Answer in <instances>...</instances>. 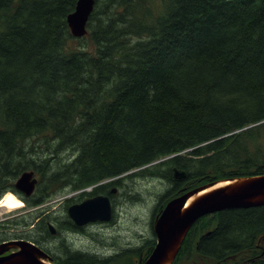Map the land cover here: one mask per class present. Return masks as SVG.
Returning a JSON list of instances; mask_svg holds the SVG:
<instances>
[{
    "label": "trees",
    "instance_id": "16d2710c",
    "mask_svg": "<svg viewBox=\"0 0 264 264\" xmlns=\"http://www.w3.org/2000/svg\"><path fill=\"white\" fill-rule=\"evenodd\" d=\"M95 2L88 33L77 38L66 20L76 0H0V197L28 170L37 177L31 206L119 177L93 189L108 191L125 173L178 153L126 176L170 183L157 207L184 184L263 175L264 0ZM67 149L76 152L60 173ZM172 167L187 177L179 181ZM37 234H49L46 224ZM261 236L264 206L208 214L173 264H230L242 254L264 264L255 258ZM66 253L54 262L139 258Z\"/></svg>",
    "mask_w": 264,
    "mask_h": 264
},
{
    "label": "water",
    "instance_id": "95a60500",
    "mask_svg": "<svg viewBox=\"0 0 264 264\" xmlns=\"http://www.w3.org/2000/svg\"><path fill=\"white\" fill-rule=\"evenodd\" d=\"M94 3V0H77L73 12L67 17L72 36L79 38L86 34V24L94 10ZM174 177L182 179L185 172L174 169ZM36 183L35 173L32 170L24 171L14 187L25 195H31ZM261 206H264V174L230 178L182 190L155 218L153 230L156 243L141 264H172L185 235L202 216L228 209ZM68 216L76 225H85L95 220L107 222L112 217L111 202L106 196H94L71 205ZM49 230L54 233L55 227L49 226ZM209 261L204 264H212ZM0 264L54 263L51 256L36 244L17 240L0 243Z\"/></svg>",
    "mask_w": 264,
    "mask_h": 264
},
{
    "label": "rangeland",
    "instance_id": "374dc122",
    "mask_svg": "<svg viewBox=\"0 0 264 264\" xmlns=\"http://www.w3.org/2000/svg\"><path fill=\"white\" fill-rule=\"evenodd\" d=\"M75 152L73 149L66 150L63 156L64 163L66 164L62 167L60 173L66 172V167L70 165L73 160V153ZM52 171L50 170V173ZM141 171L133 169L129 174H135ZM157 178L159 177L145 173L131 179L125 177L121 184L117 185L118 190H115L111 198L113 202L114 222L107 226L100 224L91 227L92 237L90 238L83 235L73 236L65 234V232L63 233L64 230L61 227L68 221L65 218L66 209L68 205L75 203L79 198V191H73L70 188L60 190L50 200L35 207L22 201L23 205L19 208L10 211L0 210V219H4L5 221L7 219H13V223L16 221L19 225L20 236L30 238L32 236L31 228L37 230L43 224L47 226L48 223H51V226H56L55 228L58 229V233L55 236L49 235L44 238H47L53 243L55 242V245L58 242V254L63 243L71 249V253L80 252L90 257L93 256L100 259L108 258L125 249L135 248L144 239L149 241L154 238L150 230L152 209L157 205L159 196L171 188L170 183L162 178ZM101 181L88 186L92 194H107L106 191H93L94 188L99 187L96 184ZM65 196H67L66 199ZM3 228L6 230L7 227L4 225ZM63 237L65 238L61 241L60 239ZM129 252L126 255H129ZM206 262L208 263L210 261L200 259L198 262L193 263L191 260H188L183 264H204Z\"/></svg>",
    "mask_w": 264,
    "mask_h": 264
},
{
    "label": "flooded vegetation",
    "instance_id": "af4514ba",
    "mask_svg": "<svg viewBox=\"0 0 264 264\" xmlns=\"http://www.w3.org/2000/svg\"><path fill=\"white\" fill-rule=\"evenodd\" d=\"M111 188V187H110ZM109 188V189H110ZM79 191V198L75 203H80L86 199L92 198L95 195L94 194H84L82 189L77 190ZM112 193L114 192V190H111ZM16 197H19L21 199H25L24 196L18 194L16 195ZM67 198V196H65V199ZM111 204L113 206V202L111 201ZM158 205V203H157ZM157 205L152 209V213H151V221L150 224H152L150 226V230L152 231V233L154 234V230H153V224H154V220L155 218L159 215V213L161 212L162 208L164 207L165 204H162L160 207H157ZM69 207V206H68ZM67 207V208H68ZM113 216H114V210H113ZM68 221H66L61 228H63V233L65 232V234L68 235H73V236H86L88 238L92 237V233L90 231V228L93 226H98L100 224L102 225H111L114 221V218L109 221V222H104L101 221L99 223H95V224H85V225H76L74 222L71 221V219L68 216L67 213V209H66V217H65ZM12 224H11V223ZM10 223V224H9ZM4 225L7 227L6 230L3 228ZM49 226H51V223H48L47 227V231L49 232L48 235L46 236H55L57 235L58 229L56 228V231L54 233H51V231L49 230ZM55 226V225H54ZM56 227V226H55ZM40 228V227H39ZM39 228L37 230L35 229H30L32 231V236H37V238H33V237H25V236H20V232H19V225L16 221H14L13 223V219H7L6 221L4 219H0V243H3L5 241H17V240H26V241H33L35 242L40 248H42L44 251H46L52 258H57L59 257L60 259H65L67 257V253L69 252V248L66 247L63 243L61 244V250L60 253L58 254V242L55 245V242L53 243L52 241L48 240L47 238L41 237L37 234V232L39 231ZM81 234H80V233ZM93 232V231H92ZM35 234V235H34ZM65 237L61 238L60 240L63 241ZM257 246L259 249V254L255 255V258H258L259 256H264V236L259 237L258 241H257ZM155 245V243H154ZM62 249H65V251H63ZM144 250V251H143ZM151 248L149 246V243L144 239L141 241V244L136 246L135 248H129V249H125L121 252H119L120 254L124 253L126 254L128 251H134V253H136V255L138 257H142L144 258L149 252H150ZM9 252H6L5 254H7ZM80 253V252H78ZM145 253V254H144ZM82 254V253H80ZM242 254V253H241ZM248 255L242 254L240 257H235V260L230 263V264H246L244 262L248 261H254V259H250V258H245ZM96 258V257H95Z\"/></svg>",
    "mask_w": 264,
    "mask_h": 264
},
{
    "label": "bare ground",
    "instance_id": "6f19581e",
    "mask_svg": "<svg viewBox=\"0 0 264 264\" xmlns=\"http://www.w3.org/2000/svg\"><path fill=\"white\" fill-rule=\"evenodd\" d=\"M76 2H77V0H76ZM94 2H95V0H94ZM95 4H96V2L94 3V9H95ZM75 5H76V3H75ZM75 8V7H74ZM74 10V9H73ZM69 15V14H68ZM68 15H67V17H68ZM67 17H66V20H67ZM89 18H90V16H89ZM88 21H89V19H88ZM87 21V22H88ZM70 30V29H69ZM86 34L88 33V30H87V25H86ZM85 34V35H86ZM211 143V142H210ZM194 150V149H193ZM177 155H181V154H173V155H170V156H167V157H165V158H161V159H158V160H155V161H153V162H151V163H149V164H146V165H144V166H142V167H140L139 169L137 168V169H135V170H143V169H147V168H149L150 166H152V165H156V164H158V163H161V162H166L168 159H172V158H174V157H176ZM98 166V165H97ZM174 169H176V170H179V168L177 169L176 167H172V171H173V176H174ZM184 170V169H183ZM182 169H180L179 171H183ZM183 172H185V170L183 171ZM105 173V172H104ZM129 173H130V171L129 172H127V173H125V175H123L122 177H120V178H124V177H126L127 175H129ZM138 177V176H137ZM187 177V175H186V172H185V177L184 178H182V179H179V181H183L185 178ZM119 177H109V178H105V179H102V181L101 182H99L98 184H96V186H104L105 184H111V183H114L117 179H118ZM18 179V178H17ZM17 179L15 180V182L17 181ZM177 179V178H176ZM220 180H225V179H219V180H214V181H211V182H207V183H204V184H201V185H198V186H195V187H191V188H188V185H186V184H184L180 189H179V191L178 192H180V191H182V190H191V189H194V188H197V187H199V186H202V185H206V184H209V183H212V182H215V181H220ZM15 182H14V184H15ZM14 184H13V190H11V191H7L8 193L7 194H5L4 196H2L1 197V199H0V210H8V211H10V210H13V209H16V208H19V207H21L22 205H23V203H22V201H24V202H26V197H30L32 194H34V192H35V190H36V186H35V189H34V191H33V193L31 194V195H25L24 193H22L21 191H18L15 187H14ZM101 184V185H100ZM220 185V184H219ZM111 187V188H110ZM110 188V189H109ZM114 190V192H115V190L117 189L118 190V188H117V186H109L108 187V191H106L107 192V194H96L95 196H106L108 199H109V201H112L111 200V198H112V194L114 193H112V191L111 190ZM171 189V188H170ZM170 189H168V190H170ZM83 190L85 191V194H87V193H91V190H90V188L89 187H86V188H83ZM95 191H98V190H95ZM165 192H167V191H165ZM164 192V193H165ZM163 193V194H164ZM18 194H20V195H22V196H24V198L25 199H18L17 197H16V195H18ZM163 194H161V195H163ZM160 195V196H161ZM160 196H159V198H160ZM178 196V195H177ZM177 196H175V197H177ZM175 197H173V198H175ZM173 198H170V199H168L164 204L166 205L171 199H173ZM189 201H191V199L189 200ZM28 204V203H27ZM74 204V203H73ZM73 204H70V205H68L69 207L71 206V205H73ZM33 207H35V206H33ZM68 207V208H69ZM68 208H67V213H68ZM96 222H101L100 220H95V221H91V222H88L87 224H93V223H96ZM154 222V221H153ZM152 225V224H151ZM154 225V224H153ZM80 233V232H79ZM81 234V233H80ZM69 248V247H68ZM154 249V245L152 246V250ZM69 250H71V249H69ZM152 250H151V252H152ZM144 251V250H143ZM145 254V253H144ZM145 259V258H144ZM142 262H144V260H143V258L142 257H139L138 258V260L136 261V263L137 264H141Z\"/></svg>",
    "mask_w": 264,
    "mask_h": 264
}]
</instances>
